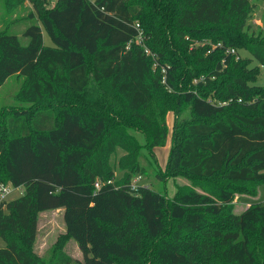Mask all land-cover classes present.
<instances>
[{"label": "trees", "instance_id": "16d2710c", "mask_svg": "<svg viewBox=\"0 0 264 264\" xmlns=\"http://www.w3.org/2000/svg\"><path fill=\"white\" fill-rule=\"evenodd\" d=\"M249 7L248 0H57L40 18L53 46L44 45L34 12L22 31L26 44L0 33V86L22 75L20 100L46 104L3 119L0 183L24 193L0 206V264H39L36 214L58 209L82 253L76 264L137 261L146 245L154 264H197L204 255L214 264H264V204L231 211L230 185L264 182V87L252 84L256 68L230 52L246 47L264 66V42L244 30ZM181 102L193 120L172 160L203 181L204 193L182 189L168 200L131 184L143 168L127 131L163 146L164 115ZM116 148L126 153L114 182ZM166 217L175 222L167 231ZM56 256V264H74Z\"/></svg>", "mask_w": 264, "mask_h": 264}, {"label": "rangeland", "instance_id": "374dc122", "mask_svg": "<svg viewBox=\"0 0 264 264\" xmlns=\"http://www.w3.org/2000/svg\"><path fill=\"white\" fill-rule=\"evenodd\" d=\"M57 0H0V33L4 31L17 33L23 44L28 42V38L22 36V31L26 25L27 16L34 12L36 19L42 27L43 43L47 46H53V42L43 28L40 21L44 11L55 5ZM249 11L246 15L244 30L248 32V38L253 37V40L264 42V0H248ZM250 39V38H249ZM234 57L245 58V64L248 68H256L253 71L255 81L252 84L264 87V66H260L255 59H250V54L246 47L235 46L232 48ZM149 54L150 51H148ZM202 53L201 50L196 52ZM153 56V55H152ZM247 58V59H246ZM213 60L209 57L206 62L199 65L206 67ZM247 60V62H246ZM154 66V65H153ZM211 66V64H210ZM222 78H225V75ZM220 79V80H221ZM24 78L19 74L10 75L5 82L0 86V133L3 131L4 117L13 114L14 112L33 110L46 105L44 103H23L19 98V90L23 86ZM228 110L232 112L249 114L251 109L243 105H230ZM146 111L150 118L155 116L153 106L150 105ZM166 121L167 138L163 146L149 147L147 139L143 133L128 130V134L132 139L140 145L138 163L143 168V172L132 173L131 184L146 185L157 192H161L168 200L173 195L182 189H194L204 193L199 184H203L202 180H197L187 175L184 170H181L174 164L172 160V147L181 142L184 138L186 125L193 120L190 105L181 102V105L175 111H167L164 115ZM126 152L120 148H116L115 152L110 155V164L114 170L112 181H119L124 174V171L118 168V159ZM216 180H209L204 184L211 185L216 183ZM230 187L234 190V199L231 204L233 214H239L244 211L252 203L264 204V182L263 183H237ZM255 189L254 192L250 191ZM24 193V187L10 186V191L6 195V201L17 198ZM5 201V202H6ZM136 212L133 211V215ZM137 216V215H136ZM37 217V232L33 244V250L41 257L39 264H56L57 252L61 251L70 257L74 264L83 261L82 253L78 248L77 243L66 235L65 225L63 220L62 210H44L36 214ZM135 219L138 220L137 217ZM175 222L166 217V231L174 227ZM5 245L4 240L0 237V247ZM197 264H214L206 255L198 256L195 259ZM117 264H154L151 254V246H145L139 260L131 261L116 260Z\"/></svg>", "mask_w": 264, "mask_h": 264}, {"label": "built area", "instance_id": "2783aa9c", "mask_svg": "<svg viewBox=\"0 0 264 264\" xmlns=\"http://www.w3.org/2000/svg\"><path fill=\"white\" fill-rule=\"evenodd\" d=\"M146 52H148V50H146ZM230 52H234V50L230 49ZM108 182H110V180ZM10 186V184L0 183V206L6 201L5 197L10 191ZM94 186L96 189H98L101 186V183L97 180L95 181Z\"/></svg>", "mask_w": 264, "mask_h": 264}, {"label": "crops", "instance_id": "0c3cea01", "mask_svg": "<svg viewBox=\"0 0 264 264\" xmlns=\"http://www.w3.org/2000/svg\"><path fill=\"white\" fill-rule=\"evenodd\" d=\"M59 210H62V209H59Z\"/></svg>", "mask_w": 264, "mask_h": 264}]
</instances>
